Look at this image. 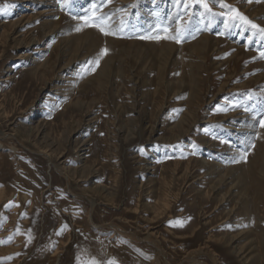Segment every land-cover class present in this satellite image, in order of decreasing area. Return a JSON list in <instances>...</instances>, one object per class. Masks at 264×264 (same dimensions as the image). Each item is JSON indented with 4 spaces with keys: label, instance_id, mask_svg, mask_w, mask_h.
Here are the masks:
<instances>
[{
    "label": "rangeland",
    "instance_id": "374dc122",
    "mask_svg": "<svg viewBox=\"0 0 264 264\" xmlns=\"http://www.w3.org/2000/svg\"><path fill=\"white\" fill-rule=\"evenodd\" d=\"M40 1L0 0V264H264V0Z\"/></svg>",
    "mask_w": 264,
    "mask_h": 264
},
{
    "label": "bare ground",
    "instance_id": "6f19581e",
    "mask_svg": "<svg viewBox=\"0 0 264 264\" xmlns=\"http://www.w3.org/2000/svg\"><path fill=\"white\" fill-rule=\"evenodd\" d=\"M57 1V0H56ZM38 3H40V4H43V5H45V6H47V7H49V8H51V9H55V3H54V0H41L40 2H38ZM112 3V2H111ZM61 5V4H60ZM153 8L152 9H150V12H148V11H146V15H143V14H141V11L142 10H136V14L135 15H137L139 12V14H138V18H139V25L143 28V29H145V30H148V29H150V27L152 26V25H154V27H155V25L158 23V22H165V23H169L170 21H171V15L169 14L170 13V11L168 10V7L167 6H163V7H159L157 4L156 5H154V6H152ZM157 12V14H156V12ZM49 12H52L51 10H49V11H46V12H43V13H49ZM23 17H26V15H24V16H21L20 18H23ZM111 17H112V15H111ZM108 19V18H107ZM151 19L153 20V21H151ZM105 22H106V19H105ZM109 22V21H108ZM110 22H111V20H110ZM113 23V22H112ZM151 25H150V24ZM106 25H108L107 27L108 28H113L114 26H115V24L113 25V24H109V23H106ZM141 27H138V29H137V31H142V28ZM166 28V27H165ZM172 29V28H171ZM161 30H162V28H160V30L159 29H157L156 28V31H160L161 32ZM163 32L164 31H162L161 32V34H163ZM162 36H164V35H162ZM38 59V58H37ZM65 66H62L61 68H64ZM70 80V79H69ZM65 84H67V83H65ZM64 87V86H63ZM63 87H59L58 89H64ZM246 112L244 111V109H240V111H237L236 113H234L233 115H235V116H233V115H230L229 117L230 118H235V119H237V120H240V122H243V120H246L247 119V117H248V115L247 114H245ZM234 126H236V127H239V128H241V125H237L236 123H235V125ZM235 131H241V130H238V128H237V130H235ZM261 129L258 131V133L260 132V134H259V136H258V140L260 139V135H261ZM241 132H243V131H241ZM2 135V134H1ZM258 135V134H257ZM1 141H0V146H1ZM214 147H215V145H214ZM39 153H44V154H46L47 155V157H49L48 158V161H50V162H53L54 163V165L56 166V167H60L59 169H61L62 171H63V179H67L66 181H67V185L69 186V182H70V180L68 179V177H67V173L65 172V169L63 168V167H61V165H62V162H61V155H54L53 153H50L49 151H47V150H45V149H41V150H37ZM36 151V152H37ZM222 160H220V162H221ZM154 164H156V162L155 163H149V165H154ZM154 167L155 166H153V167H151L150 168V170L152 169H154ZM67 186V187H68ZM70 188V186L68 187V189ZM70 190V189H69ZM74 193V192H73ZM253 194V198H254V200L256 201L257 200V198L260 196L259 195V193H252ZM261 194V193H260ZM258 196V197H257ZM119 233H121V234H124L122 231H119ZM131 237H133V235H130Z\"/></svg>",
    "mask_w": 264,
    "mask_h": 264
},
{
    "label": "snow or ice",
    "instance_id": "6c2138e0",
    "mask_svg": "<svg viewBox=\"0 0 264 264\" xmlns=\"http://www.w3.org/2000/svg\"><path fill=\"white\" fill-rule=\"evenodd\" d=\"M110 2V0H109ZM201 3H203V6L205 8H208V4L205 2V0H200ZM222 7H225V5H221ZM209 11H211V9H208ZM231 12L234 13L233 19H239L240 21H243L245 24L251 25L252 28H257V25L253 24L250 20H248L247 17L243 16L238 10L236 9H231ZM104 17H99L97 18V20L93 21L89 26L91 27H95L97 28L103 35L107 36V35H115V33L111 32L110 30H106L105 27L103 26L104 23ZM80 29L78 28L77 31H79ZM259 32L261 34H264V28H260L258 29ZM166 31V29H165ZM182 33L181 31L178 29L176 34L171 36V37H164L165 39H171L174 40L176 43H180L181 42V37ZM146 39H156L159 40L160 37L159 36H155V37H145ZM108 50L107 49H103L102 50V55H107ZM261 56L264 57V52L261 53ZM97 65L99 64V61H96ZM261 127H264V121H261ZM246 156V154H245ZM242 159L245 157H241ZM171 223V222H170ZM177 224H180L181 222H176ZM109 264H114V262L110 261Z\"/></svg>",
    "mask_w": 264,
    "mask_h": 264
}]
</instances>
